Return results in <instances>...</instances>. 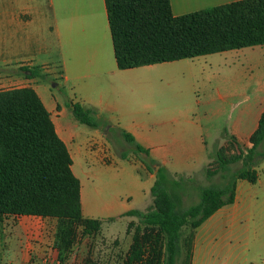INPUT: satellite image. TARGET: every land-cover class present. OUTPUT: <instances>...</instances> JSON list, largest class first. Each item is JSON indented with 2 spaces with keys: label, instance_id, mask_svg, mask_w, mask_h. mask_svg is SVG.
Returning a JSON list of instances; mask_svg holds the SVG:
<instances>
[{
  "label": "crops",
  "instance_id": "obj_1",
  "mask_svg": "<svg viewBox=\"0 0 264 264\" xmlns=\"http://www.w3.org/2000/svg\"><path fill=\"white\" fill-rule=\"evenodd\" d=\"M238 1L169 4L172 15L181 16ZM200 62L209 70L204 78L205 69L197 73ZM179 70L190 71L185 87L171 78L170 72ZM43 76L54 79L58 94L44 86ZM200 86L208 107L204 110ZM0 87L31 88L39 97L71 158L84 218L136 222L126 214L152 205L155 180L143 161L155 162L153 170L158 166L172 177L194 180L206 177L221 148L251 147L250 137L264 112V45L119 70L104 0H0ZM74 104L93 110L98 128L77 122L70 109ZM122 132L148 156L127 144ZM125 145L133 148L140 164L125 153ZM258 163L254 161L255 171ZM254 184L237 181L233 209ZM218 214L223 218L230 212L221 208L210 218ZM11 221L19 230L15 264H60L55 250L44 258L30 243L41 223H49L54 233L56 220L1 218L3 225ZM2 235L6 240L10 233ZM62 264H71L70 255Z\"/></svg>",
  "mask_w": 264,
  "mask_h": 264
},
{
  "label": "trees",
  "instance_id": "obj_2",
  "mask_svg": "<svg viewBox=\"0 0 264 264\" xmlns=\"http://www.w3.org/2000/svg\"><path fill=\"white\" fill-rule=\"evenodd\" d=\"M104 5L119 70L264 45V0H242L181 16L172 15L169 0H104ZM70 109L77 122L98 128L93 110L76 104ZM121 134L137 153L148 156L129 134ZM263 143L264 112L246 154L228 160L217 155L223 173L229 164L241 161V168L220 187H195L192 178L172 177L162 168L154 171L155 162L143 161L155 175L152 205L144 212H127L136 222L128 223L133 233L121 264H191L196 230L234 203L237 181L256 183L254 157ZM214 174L206 170V177ZM194 188L198 202L184 207L183 197ZM11 216L56 220L60 264L73 247L76 229L93 238L102 223L82 216L80 183L71 171V158L31 88L0 91V220Z\"/></svg>",
  "mask_w": 264,
  "mask_h": 264
},
{
  "label": "rangeland",
  "instance_id": "obj_3",
  "mask_svg": "<svg viewBox=\"0 0 264 264\" xmlns=\"http://www.w3.org/2000/svg\"><path fill=\"white\" fill-rule=\"evenodd\" d=\"M201 73L204 78L209 72L207 66L200 62ZM171 78H175L178 84L185 87L190 75L189 70H179L170 72ZM201 82V80H200ZM42 83L54 94H58L57 88H53L54 79L43 76ZM5 88L0 87V91ZM204 92L200 86L198 96L201 98L202 109L204 105ZM223 120H220V125ZM246 147H223L218 155L228 160L237 156L240 152L246 154ZM125 153L132 161L140 164V157L133 153V148L125 145ZM260 155L261 157H259ZM262 158V159H261ZM261 159V160H260ZM140 161V162H139ZM256 171L259 173V181L254 185H248V191L242 196L237 209L231 206L223 207L230 214L220 218L214 215L205 221L197 230L193 240L191 264H264V143L256 150L254 157ZM152 167V166H151ZM241 168V161L228 165L227 172L218 171L217 159L213 156L207 166V170L215 172L211 177H205L204 174L194 179L195 187H220L228 176ZM225 177V178H224ZM243 198L244 201H243ZM198 202V191L196 188L190 190L183 197L184 207L194 205ZM234 214H233V212ZM14 222L9 225H3L0 220V264L16 263L18 235L19 230L12 228ZM6 240L4 235L8 234ZM30 238L33 248L41 251L44 258L55 250L58 257V251L55 246V232L51 233L49 223H41L39 230ZM133 227L128 228V223L123 221H105L101 223L99 233L93 238L81 234L80 229H76L75 242L68 254L71 264H121V260L126 254L131 238ZM6 243V248H4Z\"/></svg>",
  "mask_w": 264,
  "mask_h": 264
},
{
  "label": "water",
  "instance_id": "obj_4",
  "mask_svg": "<svg viewBox=\"0 0 264 264\" xmlns=\"http://www.w3.org/2000/svg\"><path fill=\"white\" fill-rule=\"evenodd\" d=\"M158 169V166H156L155 168H154V170H157Z\"/></svg>",
  "mask_w": 264,
  "mask_h": 264
}]
</instances>
